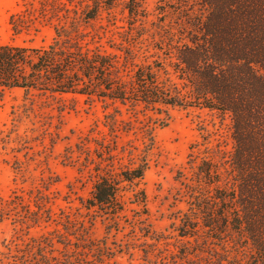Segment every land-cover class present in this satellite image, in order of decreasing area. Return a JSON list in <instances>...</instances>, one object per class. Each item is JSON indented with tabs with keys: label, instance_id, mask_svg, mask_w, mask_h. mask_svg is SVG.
Here are the masks:
<instances>
[{
	"label": "rangeland",
	"instance_id": "obj_1",
	"mask_svg": "<svg viewBox=\"0 0 264 264\" xmlns=\"http://www.w3.org/2000/svg\"><path fill=\"white\" fill-rule=\"evenodd\" d=\"M99 2L97 18L81 27L86 48L112 58L127 88L138 67L147 65L161 82H179L167 55L171 45L183 41L186 4ZM19 3L0 0V45L47 47L53 27L68 25L90 2L61 0L49 8L59 11V19L37 18L28 31L15 34L12 14L24 7L40 11L37 0ZM194 10L196 18L203 13L199 6ZM233 147L230 118L204 108H148L98 96L33 91L26 97L22 90H4L0 264H14L12 257L43 236L54 241L50 254L61 259L69 254L75 264H247L249 250L234 246L233 237L222 243L201 224L196 236H179L182 219H194V195H205L198 169H214V163L228 169ZM142 167L139 185L123 184V211L115 220L85 207L99 176Z\"/></svg>",
	"mask_w": 264,
	"mask_h": 264
},
{
	"label": "trees",
	"instance_id": "obj_2",
	"mask_svg": "<svg viewBox=\"0 0 264 264\" xmlns=\"http://www.w3.org/2000/svg\"><path fill=\"white\" fill-rule=\"evenodd\" d=\"M37 1L39 12L24 7L10 16L15 34L28 31L37 18L59 19V11L49 8L61 0ZM181 1L187 26L181 27L183 41L171 45L167 55L179 82H161L147 65L134 72L131 87L121 83L117 63L84 44L81 27L103 8L99 0H88L73 22L53 27L55 37L47 47L0 45V93L80 94L148 108L199 107L229 117L234 144L229 168L214 163V169H198L197 183L205 195H194V219H182L179 236H196L201 224L215 240L227 244L233 237L234 246L249 250L247 264H264V0ZM29 2L36 0L19 4ZM196 6L203 12L198 18L193 16ZM144 173L142 167L99 176L85 207L115 220L123 211V184L136 187ZM141 196L144 200V191ZM53 242L45 236L32 239L12 257L14 264H75L69 254L63 259L50 254Z\"/></svg>",
	"mask_w": 264,
	"mask_h": 264
}]
</instances>
